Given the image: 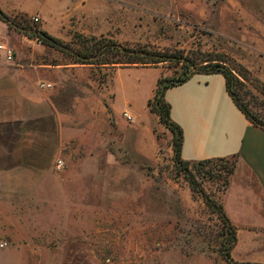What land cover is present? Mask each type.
Segmentation results:
<instances>
[{
	"label": "rangeland",
	"instance_id": "rangeland-1",
	"mask_svg": "<svg viewBox=\"0 0 264 264\" xmlns=\"http://www.w3.org/2000/svg\"><path fill=\"white\" fill-rule=\"evenodd\" d=\"M61 1L47 18L0 14L9 23L3 40L14 51L13 62L0 67L16 68V79L56 93L60 110L69 112L58 172L73 179L74 200L69 208L58 202L57 216L44 202L41 217L27 218L58 245L23 251L57 257L59 264H264V210L239 214L237 223L224 212L227 224L205 199L221 203V165L230 167L235 158L190 163L189 176L174 163L173 133L145 101L157 77H175L181 68L78 63L90 37L129 48L193 50L198 60L214 56L237 70L236 96L264 120V0ZM47 21L65 29L49 33ZM44 33L65 47H52ZM44 82L50 87H40Z\"/></svg>",
	"mask_w": 264,
	"mask_h": 264
},
{
	"label": "crops",
	"instance_id": "crops-1",
	"mask_svg": "<svg viewBox=\"0 0 264 264\" xmlns=\"http://www.w3.org/2000/svg\"><path fill=\"white\" fill-rule=\"evenodd\" d=\"M59 7L60 0H0V14L7 19L35 13L47 18ZM61 28L65 29L49 21L44 25L57 35ZM90 28L95 34L99 25ZM17 73L16 68L0 67L7 83L0 89V239L9 242L0 249V264H59L57 257L27 255L23 250L57 246L53 236L44 240L43 231L27 218L41 217L44 202L57 216L58 202H66L69 208L68 202L74 200L73 179L55 168L58 160L63 162L61 146L69 139L68 129L64 133L62 128L69 112L60 110L53 99L56 93L37 88L31 79H16L13 74ZM157 78L145 101L153 97ZM164 98L170 104L171 119L182 128L183 160L235 158L220 198L228 218L237 223L239 214L264 210V128L250 122L235 105L224 76L194 73L166 89ZM125 99L131 108L132 98Z\"/></svg>",
	"mask_w": 264,
	"mask_h": 264
},
{
	"label": "trees",
	"instance_id": "trees-1",
	"mask_svg": "<svg viewBox=\"0 0 264 264\" xmlns=\"http://www.w3.org/2000/svg\"><path fill=\"white\" fill-rule=\"evenodd\" d=\"M7 19V18H6ZM47 43L56 49H63L65 45L58 39L47 33L43 34ZM84 54L78 59L80 64L88 65H103L109 67L123 66V65H158L161 63H169L178 65L181 68L179 75L173 77H163L159 76L156 80V87L154 95L152 98L147 100V105L150 110L158 115L159 121L168 128L174 135V155L173 160L179 169L188 171L189 176V164L194 163L200 166L212 164L214 160L228 159V158H209L197 161H187L183 160L180 156L183 133L182 128L179 124L174 122L170 117V104L165 100L164 93L166 89L180 85L186 80H188L194 73H221L225 78L226 89L235 105L240 109V111L246 116V118L261 128H264V120H260L249 113L246 107L243 106L241 101L235 94L233 90V83L236 78L233 73L237 72L235 68L224 67L222 65L223 60L209 56L207 59L198 60L197 54L193 50L186 52L185 50H156V49H146V48H129L120 45L118 42L111 38L106 37H90L87 38L83 43ZM235 163L230 167L221 165L224 169L225 174L222 178V186L225 190L228 183L229 177L234 171ZM226 168V169H225ZM206 201L216 205L217 213L220 217L229 224V220L224 213L221 203L215 204V201L210 197H205ZM228 259L229 253H227Z\"/></svg>",
	"mask_w": 264,
	"mask_h": 264
},
{
	"label": "built area",
	"instance_id": "built-area-1",
	"mask_svg": "<svg viewBox=\"0 0 264 264\" xmlns=\"http://www.w3.org/2000/svg\"><path fill=\"white\" fill-rule=\"evenodd\" d=\"M34 20H37V17L33 18ZM8 21L7 20H2L0 19V65L1 64H7V63H11L14 60V51L12 50V48L8 45V43H6L3 40V36H4V31L2 29V26H4V28H6V30L9 28L8 26ZM5 30V31H6ZM50 83L44 82V83H40V87H45L48 88L50 87ZM124 116L128 119L133 121V118L130 114L128 113H123ZM56 170H61L63 168V162L61 160H58L56 162L55 165ZM9 244V242L7 240L4 239H0V249L7 247Z\"/></svg>",
	"mask_w": 264,
	"mask_h": 264
}]
</instances>
